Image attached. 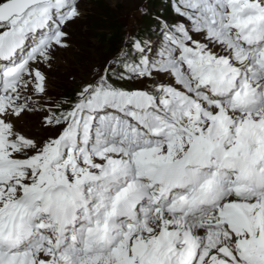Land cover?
Masks as SVG:
<instances>
[{"label": "snow or ice", "instance_id": "snow-or-ice-1", "mask_svg": "<svg viewBox=\"0 0 264 264\" xmlns=\"http://www.w3.org/2000/svg\"><path fill=\"white\" fill-rule=\"evenodd\" d=\"M83 5L0 0V264H264V0H162L65 97Z\"/></svg>", "mask_w": 264, "mask_h": 264}, {"label": "rangeland", "instance_id": "rangeland-1", "mask_svg": "<svg viewBox=\"0 0 264 264\" xmlns=\"http://www.w3.org/2000/svg\"><path fill=\"white\" fill-rule=\"evenodd\" d=\"M102 1L110 8L106 14L101 11L103 7L101 3L97 4L98 0H84V16L69 28L70 46L60 50L56 55L51 76L58 93L64 95V92L66 94L73 90L77 92L81 84L91 78L93 67L102 65L112 57L113 54H109L101 45L99 33L107 31L105 22H112L113 15L117 16L118 21L127 24L128 31L136 32L140 28H149L151 20L155 22L154 18L161 15L159 12L164 10L161 7L162 0ZM138 3L148 7L149 15H141L137 11ZM156 3V7L153 8ZM38 134L43 132L40 131Z\"/></svg>", "mask_w": 264, "mask_h": 264}, {"label": "trees", "instance_id": "trees-1", "mask_svg": "<svg viewBox=\"0 0 264 264\" xmlns=\"http://www.w3.org/2000/svg\"><path fill=\"white\" fill-rule=\"evenodd\" d=\"M101 3V7H103V9L101 11H103V13H108V11L110 10V8L108 7L107 4H105L102 0H98L97 4ZM157 5L154 4L153 8H155ZM158 13V10H157ZM161 15L166 14L165 9L159 12ZM116 15H113L111 18L112 22H105L106 24V28L107 31L105 32H100L99 33V38L101 41V45L105 47V50L107 52H109V54H113L117 47L119 46V43L122 40V31L124 30V26L125 24H123L122 22L118 21L116 19ZM153 21V20H152ZM96 23V22H94ZM64 94H66V92H64Z\"/></svg>", "mask_w": 264, "mask_h": 264}]
</instances>
